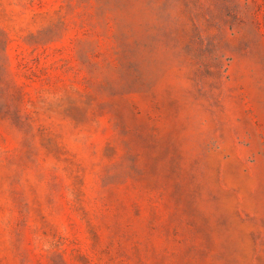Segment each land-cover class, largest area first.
Wrapping results in <instances>:
<instances>
[{
    "label": "rangeland",
    "instance_id": "374dc122",
    "mask_svg": "<svg viewBox=\"0 0 264 264\" xmlns=\"http://www.w3.org/2000/svg\"><path fill=\"white\" fill-rule=\"evenodd\" d=\"M0 264H264V0H0Z\"/></svg>",
    "mask_w": 264,
    "mask_h": 264
}]
</instances>
